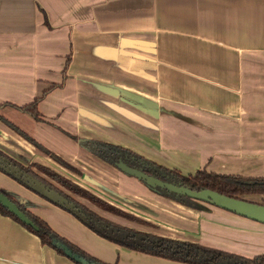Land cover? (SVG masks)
Here are the masks:
<instances>
[{"label":"crops","instance_id":"1","mask_svg":"<svg viewBox=\"0 0 264 264\" xmlns=\"http://www.w3.org/2000/svg\"><path fill=\"white\" fill-rule=\"evenodd\" d=\"M39 98L41 121L10 106L0 116L80 174L0 121L9 156L26 166L34 160L112 204L158 203L165 233H147L264 255V224L166 199L81 144L116 145L185 177L206 170L264 178V0H0V106ZM0 189L104 264H184L99 236L1 172ZM141 212L129 213L153 222ZM0 264L76 263L0 212Z\"/></svg>","mask_w":264,"mask_h":264},{"label":"trees","instance_id":"2","mask_svg":"<svg viewBox=\"0 0 264 264\" xmlns=\"http://www.w3.org/2000/svg\"><path fill=\"white\" fill-rule=\"evenodd\" d=\"M70 60L71 58L69 57L64 70V74L67 71ZM64 84L65 81L61 85H54L49 91H46L44 93V96H46L49 92H51L55 88H63ZM41 100L42 98L36 99L31 104L26 105L24 107H17L15 105L5 104L0 106V109L10 106L19 110L22 113L30 115L32 118H34L37 121H41L40 113L38 111V105ZM0 120L4 124H6L9 128L14 130L19 136H21L29 143L33 144L36 148H38L39 150L50 156L58 164L65 167L69 171L75 172L76 174H80L77 169H75L73 166H71L69 163H67L59 156L55 155L54 153L50 152L49 150L41 146L31 136L23 132L16 125L7 121L2 116H0ZM81 144L88 151H90L92 155H94L98 159L102 160L103 162L111 166L115 167L119 161H123L131 167L141 169L148 175L155 176L165 182H170L177 185L188 187L195 191L208 189L217 192L223 196H227L230 198H239L244 200H246L245 197L248 196H255V195L264 196V178H246L242 176L220 175L215 173H209L206 170H198L195 173V175L185 177L178 173L170 171L166 168L158 166L155 163L146 160L143 157L116 145L103 143L95 140H82ZM0 155L4 156L12 163H14L16 166L22 168L27 173L31 174L35 178L41 180L48 186L56 189L61 194L72 200L75 204H77L78 207L82 208L84 213L87 215L88 217L87 221L83 222L79 219L85 226L90 228L99 236L109 241H112L118 245L142 253H146L151 256H156L176 262H181L184 264H264V255L250 259L236 254H230L220 250L203 247L197 244L166 239L148 233H142V232L138 233L134 230L114 224L110 221H107L104 218H101L99 214L89 210L88 208H86V206L79 203L70 195L66 194L65 192L55 187L52 183H50L49 181H47L46 179L42 178L40 175L35 173L32 170V168L36 167L40 172L44 173L47 177L56 181L57 183H59L64 188L74 193L78 197L83 198L91 205L102 208L107 205L106 201L98 198L97 196L93 195L92 193L83 189L82 187L72 183L70 180L66 179L65 177L61 176L60 174L56 173L50 168L38 164H31L30 166L26 167L23 164H21L19 161L12 158L11 156H9L8 154H6L1 150H0ZM0 191L5 195H7L13 202H15L20 207V209L38 226L39 229L36 231L33 230L31 227L25 225L9 210L4 208L1 204H0V212L5 216L11 217L16 222L20 223L25 228H27L30 232L34 233L41 240L43 245L49 246L50 248L54 249L59 255L65 257H67L65 249H70L73 252L79 254L90 264H104L92 258L91 256L87 255L86 253H84L83 251H81L71 243H69L66 239L60 237L45 221L36 217L31 212H29L26 209V204L20 202V200L17 197L11 195L10 193L2 189H0ZM152 191H154L158 195L177 201L188 207L198 208V206L196 205L197 202H195L194 200L188 197L178 196L173 193H167L166 190H162V189H157ZM127 216L134 218L136 221L140 219L136 216L134 217V215L132 214ZM145 224L150 225L148 223Z\"/></svg>","mask_w":264,"mask_h":264},{"label":"water","instance_id":"3","mask_svg":"<svg viewBox=\"0 0 264 264\" xmlns=\"http://www.w3.org/2000/svg\"><path fill=\"white\" fill-rule=\"evenodd\" d=\"M116 166L121 172L129 175L130 177L136 178L151 190H166L167 193L188 197L197 203L208 204L246 219L264 224L263 204L249 202L239 198H230L208 189L195 191L182 185L165 182L155 176L148 175L141 169L131 167L123 161H119ZM0 171L13 178L18 183H21L32 192L40 195L52 204L65 209V211L69 212L77 219H80L83 222L87 221L88 217L84 213L83 209L78 207L77 204H75L72 200L68 199L57 190L51 188L41 180L27 173L22 168L16 166L2 155H0ZM0 204L9 210L25 225L36 231L39 229L38 226L20 209V207L1 191ZM65 252L67 257L77 264H90L79 254L73 252L70 249H65Z\"/></svg>","mask_w":264,"mask_h":264},{"label":"rangeland","instance_id":"4","mask_svg":"<svg viewBox=\"0 0 264 264\" xmlns=\"http://www.w3.org/2000/svg\"><path fill=\"white\" fill-rule=\"evenodd\" d=\"M1 135H2V133L0 134V148H1L0 150L2 151V148H4V145H3V141L1 139ZM13 142H14V145H17L18 144V138L15 137L13 139ZM32 163L37 164L34 160H32ZM35 171L36 172H40L37 169H35ZM63 172H64V174L66 176L68 175L67 172H65V171H63ZM41 175L44 176L42 173H41ZM56 186L60 187L64 192L69 193L67 190H65L61 186H59L57 184H56ZM73 197L79 203H81L84 206H86V208L90 209L91 211H93L95 213H98L101 218H104L107 221L114 222V223H119V224L124 225L126 227L127 226L128 227H133V228H136L137 230H141L143 232L146 231L144 233H147V232H153L155 234L156 233H160V234H164L165 233L163 231V222H162L163 218H162V215H161V213H163L165 211L163 210V207L159 206L158 203H156V202H154L152 204H149V203H143L142 204L141 203V204H138V205L134 206L133 203H131L129 201H126V200L118 199V201L114 202L115 204H112L111 201L109 202L107 200H104V201H106L107 205L105 207L100 208V207H97V206L89 204L86 200H84V199H82L80 197H77V196H73ZM155 198L158 199V197H155ZM166 199H169V198H166ZM246 200L249 201V202L263 204L264 203V196H261V195L250 196ZM196 205L198 206V208H202V206L200 204L196 203ZM123 211H124V213H123ZM127 211H129V212L133 211L136 214H139V211H142L140 213L141 214L140 217L141 218H147V220L150 219V221L152 220L155 223V225H154L153 222L150 223V222H147V221H144V220H141V219H138V221H136L134 218H131V217L127 216V215H130V213L127 212ZM119 212H121L122 214L119 213ZM145 223H148L150 225H146ZM156 223H158V224H156ZM148 234H150V233H148Z\"/></svg>","mask_w":264,"mask_h":264},{"label":"flooded vegetation","instance_id":"5","mask_svg":"<svg viewBox=\"0 0 264 264\" xmlns=\"http://www.w3.org/2000/svg\"><path fill=\"white\" fill-rule=\"evenodd\" d=\"M4 118V117H3ZM7 120V119H6ZM1 121V120H0ZM8 121V120H7ZM10 122V121H9ZM13 124V123H12ZM6 125V124H5ZM15 125V124H14ZM7 126V125H6ZM8 127V126H7ZM18 127V126H17ZM19 128V127H18ZM11 129V128H10ZM23 131V130H22ZM24 132V131H23ZM26 133V132H25ZM27 134V133H26ZM21 137V136H20ZM22 138V137H21ZM24 139V138H23ZM25 140V139H24ZM27 141V140H26ZM28 142V141H27ZM31 144V143H30ZM33 145V144H32ZM34 146V145H33ZM13 158V157H12ZM23 160H25V159H23ZM21 163V162H20ZM22 164V163H21ZM31 164H34V163H30L28 166H30ZM24 165V164H23ZM39 165V164H38ZM24 166H26V165H24ZM28 166H26V167H28ZM48 168V167H47ZM115 168H117V166H115ZM35 169H37L36 167H33L32 168V170L35 172V173H37L38 175H40L42 178H44V179H46L47 181H49L50 183H52L55 187H57L58 189H60L61 191H63L60 187H58V186H56V184L57 185H59V186H61L62 188H64L62 185H60L59 183H57L56 181H54V180H52V179H50L49 177H47L44 173H42L44 176H42L41 175V173L40 172H36L35 171ZM76 169V168H75ZM118 169V168H117ZM38 170V169H37ZM39 171V170H38ZM54 171V170H53ZM79 171V170H78ZM56 172V171H55ZM72 172V171H71ZM56 173H58V172H56ZM74 174H76L75 172H73ZM79 173H80V171H79ZM59 174V173H58ZM61 175V174H60ZM77 175H79V174H77ZM61 176H63V175H61ZM63 177H65V176H63ZM66 179H68V180H70L69 178H67V177H65ZM72 183H74V184H76V185H78L77 183H75V182H73L72 180H70ZM47 185V184H46ZM23 186V185H22ZM79 186V185H78ZM25 187V186H24ZM81 187V186H80ZM25 188H27V187H25ZM52 188V187H51ZM28 189V188H27ZM54 189V188H53ZM65 190H67L66 188H64ZM84 189V188H83ZM29 190V189H28ZM56 190V189H55ZM31 191V190H30ZM69 193H66V194H68V195H70L72 198H74L73 196H77V195H75L74 193H72V192H70L69 190H67ZM59 192V191H58ZM64 192V191H63ZM91 193V192H90ZM36 194V193H35ZM93 194V193H92ZM63 195V194H62ZM94 195V194H93ZM40 196V195H39ZM96 196V195H95ZM41 197V196H40ZM66 197V196H65ZM78 197V196H77ZM98 197V196H97ZM43 198V197H42ZM81 198V197H80ZM99 198V197H98ZM44 199V198H43ZM69 199V198H68ZM75 199V198H74ZM83 199V198H82ZM101 199V198H100ZM46 200V199H45ZM76 200V199H75ZM90 210V209H89Z\"/></svg>","mask_w":264,"mask_h":264}]
</instances>
